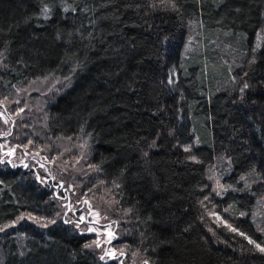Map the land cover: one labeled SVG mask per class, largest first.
I'll return each instance as SVG.
<instances>
[{
    "label": "trees",
    "instance_id": "trees-1",
    "mask_svg": "<svg viewBox=\"0 0 264 264\" xmlns=\"http://www.w3.org/2000/svg\"><path fill=\"white\" fill-rule=\"evenodd\" d=\"M0 56L1 92L69 79L45 127L88 139L125 254L99 260L55 188L0 161V264H264V0H0ZM219 155L249 187L211 191Z\"/></svg>",
    "mask_w": 264,
    "mask_h": 264
},
{
    "label": "rangeland",
    "instance_id": "rangeland-1",
    "mask_svg": "<svg viewBox=\"0 0 264 264\" xmlns=\"http://www.w3.org/2000/svg\"><path fill=\"white\" fill-rule=\"evenodd\" d=\"M197 37L200 39V34L192 32L186 44L188 50ZM2 63L0 56V69ZM68 85L69 79L48 77L29 81L5 93L0 90V161L29 168L43 183L54 187L56 208L62 220L89 236V247L99 260L121 263L125 254L117 243L119 215L114 199L90 186L95 170L89 165L88 139L53 138L45 127L43 109ZM206 179L211 191L219 197L236 191L238 185L242 189L250 185L245 175L233 177L231 161L225 155L214 159L206 171ZM250 221L264 238V198L255 201ZM12 225L0 228V233Z\"/></svg>",
    "mask_w": 264,
    "mask_h": 264
},
{
    "label": "snow or ice",
    "instance_id": "snow-or-ice-1",
    "mask_svg": "<svg viewBox=\"0 0 264 264\" xmlns=\"http://www.w3.org/2000/svg\"><path fill=\"white\" fill-rule=\"evenodd\" d=\"M257 247H259V245H257ZM262 251H264V249H261Z\"/></svg>",
    "mask_w": 264,
    "mask_h": 264
}]
</instances>
